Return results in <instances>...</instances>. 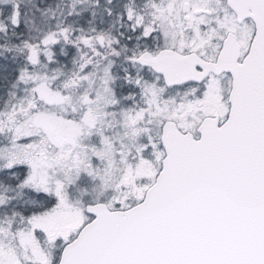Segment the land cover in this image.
I'll list each match as a JSON object with an SVG mask.
<instances>
[{"label":"snow or ice","instance_id":"6c2138e0","mask_svg":"<svg viewBox=\"0 0 264 264\" xmlns=\"http://www.w3.org/2000/svg\"><path fill=\"white\" fill-rule=\"evenodd\" d=\"M0 264H264V0H0Z\"/></svg>","mask_w":264,"mask_h":264}]
</instances>
